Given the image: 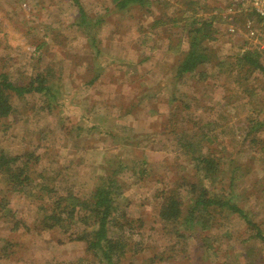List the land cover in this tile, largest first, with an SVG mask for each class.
Returning <instances> with one entry per match:
<instances>
[{"label":"rangeland","instance_id":"obj_1","mask_svg":"<svg viewBox=\"0 0 264 264\" xmlns=\"http://www.w3.org/2000/svg\"><path fill=\"white\" fill-rule=\"evenodd\" d=\"M78 2L93 23L101 21L95 44L77 27L74 0H0V76L20 87L41 73L55 81V98L12 93L9 116L0 118V153L22 158L18 164H27L33 179L12 191L0 173V264H103L77 235L48 229L44 219L59 197L88 198L119 159L116 197L127 219L119 217L115 236L129 243L127 264H264V243L237 214L211 211L177 226L159 218L161 192L194 173L184 135L200 137L202 130L218 151L231 149L222 163L234 158L216 191L232 194L264 232V132L261 141H245L254 107L264 109V78L235 61L254 49L264 62V25L239 17L251 3L149 0L117 11L114 0ZM192 16L214 19L215 58L178 80L173 72L188 49ZM182 197L186 219L191 196ZM75 205L60 216L84 214Z\"/></svg>","mask_w":264,"mask_h":264},{"label":"trees","instance_id":"obj_2","mask_svg":"<svg viewBox=\"0 0 264 264\" xmlns=\"http://www.w3.org/2000/svg\"><path fill=\"white\" fill-rule=\"evenodd\" d=\"M74 1L79 8L77 27L89 38L92 44H95L97 41V28L101 24V21L96 20L93 23L78 0ZM148 1L114 0L117 11H125L135 6L144 7ZM240 14L239 17L250 15L255 18L261 17L254 10H243ZM191 19L186 25L185 33L188 40V49L179 54L180 57L176 62L173 72L178 80L186 76L195 75L201 67L207 66L215 58L214 51L209 45L211 41L215 40L217 33L213 29L214 19L197 20L195 16H192ZM260 21L264 25L261 18ZM235 61L236 64L242 65L248 73L250 72L251 76L260 75L264 78V62H262L261 52L254 49H247L239 53ZM221 64V68L225 67L227 69V67H230L227 63L222 62ZM99 77L98 75L92 82H96ZM54 84L55 81L48 74L41 73L37 75L24 87L14 85L6 75H1L0 118H7L9 116L11 108L9 95L12 93L19 97L33 93L43 95L48 99L55 98L53 94ZM258 109L254 107L247 123L245 141L246 139H251V144L258 142V140L261 141L257 136L259 133L264 132V116H262L263 118L260 116L264 113V109L262 108L257 111ZM175 122L177 124L180 121L176 119ZM199 130H201V127ZM213 138L215 140L219 139V137ZM216 142L218 141H214L208 134L202 133V130L200 131V137L196 133L184 135V141L181 147L184 155L192 161L194 173L187 177H181L179 178L180 180L177 179L176 181L179 184L174 190L171 189L161 192L163 203L159 210V218L166 224L169 223L171 226H177L182 220H184L183 223L185 224L198 222L203 214H208L211 211L220 210L223 212L226 210L232 214L239 215L247 223V226L254 231L253 238L264 243V232L257 227L254 221L249 219L248 213L234 202L232 194L225 195L222 191H216L214 187L215 182L222 180V175L226 173L225 169L234 160V158L230 159L227 165L225 162L222 163V160H220L221 155L228 154L231 149L228 150L225 146L222 152L221 149L218 151L215 146ZM259 148L264 152V145ZM231 156L233 157V155ZM119 160V165L115 166L109 175L98 178L95 188L88 198L81 199L76 195L59 197L54 201V208L46 216L47 219L46 217L44 219V225L48 229L56 226H59V228L65 227L67 228L64 231L66 234L72 232L73 235H77L80 241L86 243L87 251L103 264H127L125 259L131 256L128 241L117 239L115 236L116 224L119 222V217L124 220L127 219L125 213L120 212L116 197L120 187L117 178L119 174L117 169H120L124 165ZM20 161H22V158H19V156L8 157L3 152L0 153V173L8 178L7 181L10 183L12 191H22L33 183L28 165L23 162L18 164ZM142 163L147 164V161H143ZM133 173L135 174L137 172L133 171ZM0 178L6 180L4 177ZM231 178L233 177L231 176ZM182 191L191 196V205L186 219H184ZM74 205L75 208H79L77 210L78 212L81 211L84 214L76 216L70 211L68 217L66 216L63 219L60 216L61 210L63 208L73 209ZM49 225L52 227H49ZM85 225L88 226L87 229L78 232L72 230L74 226L83 227ZM125 225L122 224V226ZM129 264L133 263L129 262ZM142 264H154V260H149Z\"/></svg>","mask_w":264,"mask_h":264},{"label":"built area","instance_id":"obj_3","mask_svg":"<svg viewBox=\"0 0 264 264\" xmlns=\"http://www.w3.org/2000/svg\"><path fill=\"white\" fill-rule=\"evenodd\" d=\"M251 3L252 10L259 14L261 19L264 21V0H244Z\"/></svg>","mask_w":264,"mask_h":264}]
</instances>
